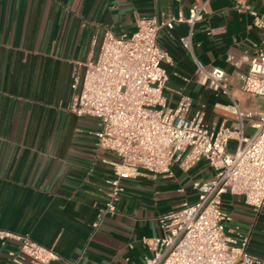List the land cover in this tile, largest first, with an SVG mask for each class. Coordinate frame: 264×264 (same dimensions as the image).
Returning <instances> with one entry per match:
<instances>
[{"label": "crops", "instance_id": "obj_1", "mask_svg": "<svg viewBox=\"0 0 264 264\" xmlns=\"http://www.w3.org/2000/svg\"><path fill=\"white\" fill-rule=\"evenodd\" d=\"M200 1L0 0V229L28 234L77 264L141 262L147 253L143 238L160 232L158 215L193 201L191 182L210 178L212 170L201 160L186 172L173 164L171 175L142 172L128 178L116 212L93 228L117 158L96 146L97 119L69 109L70 84L95 57L104 28L131 32L139 17L159 10L186 15ZM250 10L264 13V2L210 0L192 28L191 51L179 42L188 33L186 23L160 30L158 42L171 57L163 64L170 105L187 94L189 116L202 107L210 126L233 121L231 99L197 80V58L225 71L241 109L264 111V100L242 91L237 79L264 44V27L254 24ZM251 130L247 124L245 132ZM234 148L231 140L228 150ZM223 208L230 216L227 228L247 236L246 251L264 258V208L256 212L229 193ZM15 245L0 240V264H16L7 256Z\"/></svg>", "mask_w": 264, "mask_h": 264}, {"label": "built area", "instance_id": "obj_2", "mask_svg": "<svg viewBox=\"0 0 264 264\" xmlns=\"http://www.w3.org/2000/svg\"><path fill=\"white\" fill-rule=\"evenodd\" d=\"M209 1L192 4L186 15L159 10L139 17L131 32L104 28L95 57L83 63L82 74L73 75L70 84L69 109L77 116L97 119L96 146L117 158L93 228L116 212L128 178L142 172L153 177L171 175L173 164L186 172L201 160L212 170L210 178L191 182L193 201L183 200L158 215L160 232L143 238L147 253L139 264H264V258L246 251L247 236L227 228L230 216L223 208L226 193L240 196L256 212L264 208V111L241 109L229 92L225 71L206 67L197 58V80L231 99L227 108L233 121L210 126L202 107L188 115L189 95L181 94L170 105L164 93L168 74L163 64L171 57L158 42L159 32L186 23L188 33L179 42L191 51L192 28L204 18ZM250 11L254 24L264 27V13ZM237 79L242 91L264 96V44L256 48L247 70ZM247 124L252 129L248 134ZM231 140L235 148L228 150ZM0 240L16 243L7 251L16 264H77L28 234L0 229Z\"/></svg>", "mask_w": 264, "mask_h": 264}, {"label": "rangeland", "instance_id": "obj_3", "mask_svg": "<svg viewBox=\"0 0 264 264\" xmlns=\"http://www.w3.org/2000/svg\"><path fill=\"white\" fill-rule=\"evenodd\" d=\"M255 101H260V100H264V96H255L254 97ZM254 119H256V116L254 117Z\"/></svg>", "mask_w": 264, "mask_h": 264}]
</instances>
